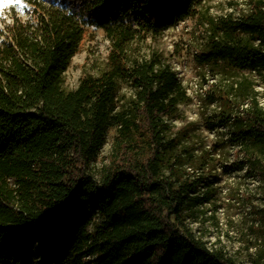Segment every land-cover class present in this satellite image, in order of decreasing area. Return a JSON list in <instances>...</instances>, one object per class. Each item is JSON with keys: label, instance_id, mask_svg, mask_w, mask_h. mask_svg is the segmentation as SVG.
<instances>
[{"label": "trees", "instance_id": "1", "mask_svg": "<svg viewBox=\"0 0 264 264\" xmlns=\"http://www.w3.org/2000/svg\"><path fill=\"white\" fill-rule=\"evenodd\" d=\"M0 21V264H244L194 233L207 197L181 173L165 117L189 98L169 64L132 57L137 39L198 14L204 0H25ZM88 27L111 42L109 66L67 91ZM264 69V0L213 23L201 56ZM134 95L121 104V84ZM230 117L238 167L264 185V106ZM115 128L112 150L91 172ZM264 223V209L260 211ZM252 264H264V248Z\"/></svg>", "mask_w": 264, "mask_h": 264}, {"label": "rangeland", "instance_id": "2", "mask_svg": "<svg viewBox=\"0 0 264 264\" xmlns=\"http://www.w3.org/2000/svg\"><path fill=\"white\" fill-rule=\"evenodd\" d=\"M29 18L25 0H0V21H10L13 8ZM250 0H204L198 14L166 28L161 35L134 41V58L169 64L188 92V100L176 113L165 117L175 149L166 159L180 160L181 173L200 180L198 194L207 201L191 215L195 234L220 248L237 262L252 264L264 248V185L238 167L242 156L232 141L230 117L256 95L264 106V69L238 70L222 63H204L201 56L213 37V23L221 18H239L249 11ZM111 42L105 31L88 27L79 52L64 73L63 87L76 89L86 75L98 76L109 66ZM134 95L121 84L119 100L128 104ZM117 131L112 128L91 172L97 177L112 150Z\"/></svg>", "mask_w": 264, "mask_h": 264}]
</instances>
